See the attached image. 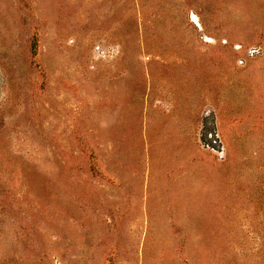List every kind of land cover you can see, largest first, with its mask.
<instances>
[{"label":"rangeland","instance_id":"obj_1","mask_svg":"<svg viewBox=\"0 0 264 264\" xmlns=\"http://www.w3.org/2000/svg\"><path fill=\"white\" fill-rule=\"evenodd\" d=\"M0 264H264V0H0Z\"/></svg>","mask_w":264,"mask_h":264}]
</instances>
